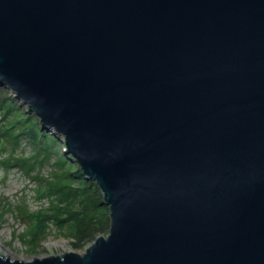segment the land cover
<instances>
[{"label": "water", "instance_id": "1", "mask_svg": "<svg viewBox=\"0 0 264 264\" xmlns=\"http://www.w3.org/2000/svg\"><path fill=\"white\" fill-rule=\"evenodd\" d=\"M0 83L110 209L0 264H264V0H0Z\"/></svg>", "mask_w": 264, "mask_h": 264}, {"label": "rangeland", "instance_id": "2", "mask_svg": "<svg viewBox=\"0 0 264 264\" xmlns=\"http://www.w3.org/2000/svg\"><path fill=\"white\" fill-rule=\"evenodd\" d=\"M10 90V94L16 96L11 88ZM18 101L26 111L37 115L27 103L21 99ZM42 127L49 135L45 137L40 133L37 141L26 133L14 134V136L0 133V252L12 258L44 256L65 252L71 248L83 251L93 241L86 239L81 245H75V238L64 233L66 225L59 227L56 223H51L43 233L42 239L36 243L23 239V231L28 226V220L27 215L25 217L22 213L51 205L52 199L47 196L48 188L43 194L45 189L42 185L45 184L46 179H56L58 177L56 175L64 169L59 165L60 160L65 158L68 161L66 165L70 163L73 168H77L80 164L67 152L64 134L53 126H44L42 123ZM46 140L50 141L48 155L42 146ZM18 157H29L31 161L36 157L40 158L39 160L43 158L42 161L36 162L32 170L22 163H17L15 158ZM73 182L77 184L78 181ZM101 233L105 232L101 231Z\"/></svg>", "mask_w": 264, "mask_h": 264}, {"label": "trees", "instance_id": "3", "mask_svg": "<svg viewBox=\"0 0 264 264\" xmlns=\"http://www.w3.org/2000/svg\"><path fill=\"white\" fill-rule=\"evenodd\" d=\"M10 88L0 83V133L10 135L26 133L36 141L39 134L49 135L42 127L39 117L26 111L17 96L10 94ZM46 137V136H45ZM50 142V141H49ZM47 140L42 144L46 154L50 151ZM40 158L30 160L29 157H18L17 163H22L28 169H34ZM65 158L59 165L64 169L54 180L46 179L42 185L47 196L52 199L51 205L29 212H23L28 220V226L23 231V239L36 243L42 239L43 233L56 223L59 227L66 225V231L75 238V245H81L84 240H94L101 231L108 232L110 224L109 206L103 201V193L94 179H86L83 169L68 163ZM78 181L75 184L73 181Z\"/></svg>", "mask_w": 264, "mask_h": 264}, {"label": "bare ground", "instance_id": "4", "mask_svg": "<svg viewBox=\"0 0 264 264\" xmlns=\"http://www.w3.org/2000/svg\"><path fill=\"white\" fill-rule=\"evenodd\" d=\"M80 165V164H79Z\"/></svg>", "mask_w": 264, "mask_h": 264}]
</instances>
